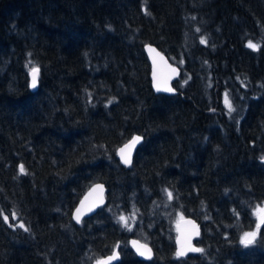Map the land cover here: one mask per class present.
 Here are the masks:
<instances>
[{"label": "trees", "instance_id": "trees-1", "mask_svg": "<svg viewBox=\"0 0 264 264\" xmlns=\"http://www.w3.org/2000/svg\"><path fill=\"white\" fill-rule=\"evenodd\" d=\"M146 44L180 69L174 95L153 92ZM262 158L264 0H0V264H264ZM97 182L106 203L77 225ZM181 217L197 254L175 253Z\"/></svg>", "mask_w": 264, "mask_h": 264}, {"label": "water", "instance_id": "water-1", "mask_svg": "<svg viewBox=\"0 0 264 264\" xmlns=\"http://www.w3.org/2000/svg\"><path fill=\"white\" fill-rule=\"evenodd\" d=\"M144 52L148 59L150 65V82L154 93L164 94V95H174L175 89L173 88L174 82L178 79L180 75V69L171 64L166 56L157 49L154 45L146 44L144 46ZM37 75L36 74V86L33 87V72H30V89L35 90L37 87ZM159 88V90H158ZM166 89H171L166 90ZM134 137H140L138 143L132 148H126V145L133 140ZM142 142V137L140 135H133L128 141L122 144L116 151L118 160L120 163L128 167L132 163L133 156ZM124 150L122 153L121 150ZM130 160L129 163H125L124 158ZM106 203V187L103 183L97 182L92 184L81 196L75 207L71 212V218L73 222L79 225L82 220L93 216L101 207ZM79 210V212H78ZM79 216V221L77 220ZM200 226L191 217L179 218L175 225V237L174 246L175 253L177 255L178 251H183L184 255L178 257H185L190 254H197L198 251H193L192 249H198L195 245L196 240L200 236ZM128 246L136 257L140 261L148 262L152 260L154 252L152 247L137 238L131 237L128 239ZM150 250V251H149ZM141 252L144 255H141ZM120 260V254L117 249L113 250L110 254L103 256L99 261L107 262V264H115ZM98 261V262H99Z\"/></svg>", "mask_w": 264, "mask_h": 264}, {"label": "snow or ice", "instance_id": "snow-or-ice-1", "mask_svg": "<svg viewBox=\"0 0 264 264\" xmlns=\"http://www.w3.org/2000/svg\"><path fill=\"white\" fill-rule=\"evenodd\" d=\"M248 46L251 47V48H256L257 47L256 45L252 44L251 42H249ZM32 72H33V84H32V86L35 87L36 86V74L38 73V69L33 68ZM158 90H159V88H158ZM166 90L170 91L171 89H166ZM226 103L228 104V107L231 110V103L229 101H227V95H226ZM139 140H140V137H134L133 140L129 143V145H126L125 147L130 149V148L134 147L135 144L139 142ZM121 152L123 153L124 150L122 149ZM122 158H124V157L122 156ZM262 159H264V158H262ZM124 160H125V163H129L130 162V160L127 159V158H124ZM20 171H21V173L24 172V169H23L22 165L20 167ZM169 196H171V193H169ZM78 212H79V210H78ZM258 212L260 214H262L261 215V221L264 222V209H258ZM6 219H7V217H5V220ZM121 219H123V218H121ZM77 220L79 221V216H77ZM21 227H23V226L21 225ZM254 237H255V233H245L244 237L241 238V243L245 244V245L251 244V243H253ZM192 250L193 251H202V249H192ZM141 255H144V253L141 252ZM177 255L178 256H182V255H184V252L183 251H178ZM98 264H107V262L99 261Z\"/></svg>", "mask_w": 264, "mask_h": 264}, {"label": "rangeland", "instance_id": "rangeland-1", "mask_svg": "<svg viewBox=\"0 0 264 264\" xmlns=\"http://www.w3.org/2000/svg\"><path fill=\"white\" fill-rule=\"evenodd\" d=\"M258 209H264V201L262 203H260L259 205H257L254 208V210H253V215L255 217V223H256V225H259L260 223H262V221H261V215L262 214H260L258 212ZM256 231H257V228H254L253 230L248 231L246 233H255V235H256ZM243 237H244V235H243Z\"/></svg>", "mask_w": 264, "mask_h": 264}]
</instances>
